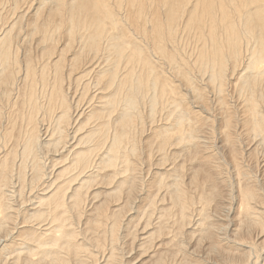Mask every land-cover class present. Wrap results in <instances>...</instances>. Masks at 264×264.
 <instances>
[{"label": "bare ground", "instance_id": "1", "mask_svg": "<svg viewBox=\"0 0 264 264\" xmlns=\"http://www.w3.org/2000/svg\"><path fill=\"white\" fill-rule=\"evenodd\" d=\"M260 149L264 0H0V264H264Z\"/></svg>", "mask_w": 264, "mask_h": 264}, {"label": "rangeland", "instance_id": "2", "mask_svg": "<svg viewBox=\"0 0 264 264\" xmlns=\"http://www.w3.org/2000/svg\"><path fill=\"white\" fill-rule=\"evenodd\" d=\"M33 52H35V50H34ZM231 88H232V87H231ZM231 88H230L229 86H228V88H227V90H228V94H229V96H228V100H230V101H229V104H231V107H232L233 110H234L235 107H236V105H234V104L237 103V102H236V101H237V97L235 96V94H234V92H233V91H234L233 88H232V89H231ZM229 89H230V90H229ZM229 91H230V93H229ZM232 93H233L234 95H233ZM231 95H233V96H231ZM234 96H235V98H236V99H235L236 101L234 100ZM230 98H231V99H230ZM233 101H235V102H233ZM233 106H234V107H233ZM212 112H213V111H212ZM237 130H238V128H237ZM208 132H209V131H208ZM213 136H214L215 138H214ZM213 136H212V137L215 139V141L213 140V141L215 142V143H214V147L216 148V145H217V143H218V137H217V135H216L215 133H213ZM225 151H226V152H225ZM228 152H229V151H228V149L226 148L222 153H219V156H221V157L223 158V160H224V158H225L226 156H223V155H227ZM259 152H260V153H259ZM259 152H257V153L255 152V154H257V157L260 159V156H261V158L264 157V156H263V155H264V150H263V149H260ZM261 153H262V154H261ZM221 154H223V155H221ZM259 154H260V155H259ZM258 155H259V156H258ZM253 156H255V157H253ZM243 157H244V156H243ZM250 157H251L252 159H255V158H256V155H254V153H253ZM250 157H249V158H246V157H245L246 159L243 158V161H242V163H243V165L245 166V168H248V169H252L253 166H254V164H255L254 162H256V159H255L254 161H252V160L250 159ZM249 159H250V160H249ZM244 160H246V161L248 160V161H247V164H248L249 166H248L247 164H245L246 162L244 163ZM250 161H251V162H250ZM249 163H250V164H249ZM251 165H252V166H251ZM227 166H228V165L225 164V167H227ZM228 167H229V166H228ZM228 167L226 168L227 170H228ZM228 172H230V170H228ZM147 177H149V176H145L146 179H147ZM243 227L246 228V227H248V226L244 225ZM251 228H252V229H251ZM247 229H250L249 232H250L253 236L256 235V233H255V229H256V228L253 229V227L250 226V227L247 228ZM247 229H245V230H247ZM253 230H254V231H253ZM247 231H248V230H247ZM256 231H259V230L256 229ZM253 233H254V234H253ZM211 255H212V254H209V255H208V256H209V257H208L209 259H210V256H211ZM213 255H216V256L214 257ZM213 255H212L213 259H214V258L217 259V256H218V255H217L216 253L213 254ZM212 257H211V258H212ZM213 259H211V260H213ZM214 260H215V259H214Z\"/></svg>", "mask_w": 264, "mask_h": 264}]
</instances>
